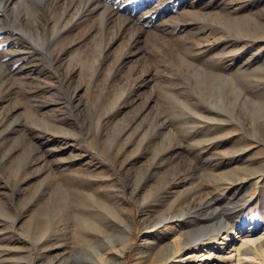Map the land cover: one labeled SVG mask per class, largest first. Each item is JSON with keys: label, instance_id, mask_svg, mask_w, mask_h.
<instances>
[{"label": "rangeland", "instance_id": "374dc122", "mask_svg": "<svg viewBox=\"0 0 264 264\" xmlns=\"http://www.w3.org/2000/svg\"><path fill=\"white\" fill-rule=\"evenodd\" d=\"M1 3L0 264H264V0Z\"/></svg>", "mask_w": 264, "mask_h": 264}, {"label": "bare ground", "instance_id": "6f19581e", "mask_svg": "<svg viewBox=\"0 0 264 264\" xmlns=\"http://www.w3.org/2000/svg\"><path fill=\"white\" fill-rule=\"evenodd\" d=\"M0 9H4L3 8V4L1 3L0 4ZM65 173V172H64ZM66 174V173H65ZM67 175V174H66ZM176 193H179L178 191L176 192ZM209 201V200H208ZM201 201L198 203V204H196V205H191V204H186V206L184 205V208L185 207H187V209H188V211H190L191 210V207H193V208H199L200 207V205H201ZM116 206V205H115ZM180 209H182V208H180ZM186 209V210H187ZM217 230V229H216ZM181 231V230H180ZM179 231V232H180ZM178 232V231H177ZM121 233V232H120ZM199 234L198 233H195V232H190V234L188 235V237H189V240H187L185 237H184V233L183 232H180V234L178 235V240H177V242H178V244L182 247V246H184V244H189L190 242V240L191 239H194V240H199V238L198 237H200V236H198ZM117 238V240L121 243V246H119L115 251H113V254L111 253V255H105V253L104 252H106V251H103V249L102 248H97L95 251H94V254L92 255V256H94L95 257V261H97V264H122V260H121V258L123 257V255L125 254V246H127V244H128V239H129V234L127 233V231H122V234H120L119 236H117L116 237ZM258 238V237H257ZM85 240V239H84ZM116 240V241H117ZM253 240H255V239H253V237L252 238H250V239H248V240H245V241H243V242H241L240 240V242H241V245H244V244H247V243H245L246 241L247 242H252ZM196 242V241H195ZM197 243V242H196ZM238 243V242H237ZM236 243V244H237ZM239 244V243H238ZM237 244V245H238ZM76 245V244H75ZM241 245H239V247L238 246H235V247H237V248H235L234 247V249L235 250H237V251H239V249H240V247H242ZM247 246V245H246ZM109 246L108 245H105V247L104 248H108ZM109 249V248H108ZM107 249V250H108ZM68 250V249H67ZM66 251V250H65ZM68 253V252H67ZM110 253V252H109ZM235 253H236V251H235ZM238 253H240V252H238ZM238 253H237V255H238ZM82 258V257H81ZM61 259V258H60ZM239 259V261H240V259L241 258H238ZM237 259V260H238ZM243 259V258H242ZM244 261V260H243ZM60 262V261H59ZM77 263H74V264H78V261H76ZM137 262H138V260L135 262V264H137ZM246 263V262H245ZM63 264H67V263H63ZM96 264V263H95Z\"/></svg>", "mask_w": 264, "mask_h": 264}]
</instances>
